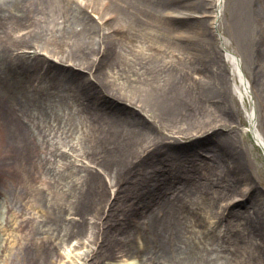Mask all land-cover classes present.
<instances>
[{
  "label": "bare ground",
  "instance_id": "6f19581e",
  "mask_svg": "<svg viewBox=\"0 0 264 264\" xmlns=\"http://www.w3.org/2000/svg\"><path fill=\"white\" fill-rule=\"evenodd\" d=\"M204 1L0 0V135L5 142L0 148L25 154L35 145L44 154L48 139L36 125L78 120V147L70 149L98 168L84 166L77 195L85 196L90 178L101 176L98 169L113 173L116 188L103 214L116 232L133 225L140 244L131 254L141 255L144 264H264V194L255 183L246 145L251 135L264 154V104L259 105L262 135L254 106L247 108L250 82L219 30L223 0ZM174 4L188 7V13L183 18L166 13ZM197 11L207 20H193ZM241 21L239 15L231 16L233 32L243 31ZM207 24L215 30L221 52L214 39H196ZM175 28L183 32L176 36ZM263 48L264 0H259L262 74ZM259 85L264 93V75ZM115 99L144 117L119 107ZM236 99L244 113V147L232 132L241 117ZM198 136L205 137V145L192 153L176 144ZM29 174L22 187L39 189L35 193L58 184L35 170ZM13 181L0 182V207L7 211L13 208ZM38 182L41 187L34 188ZM234 193L243 200L235 201ZM91 198L84 199L94 202ZM93 211H101L99 201ZM206 217L224 224L194 229L209 225ZM2 218L0 208V233L8 223L4 218L2 226ZM15 221L20 227L21 220ZM66 224L62 243L78 233L76 221ZM50 229L58 233L61 227ZM23 235L16 234L6 254L0 245V264H23L31 250L48 252L49 236ZM47 254L51 258L54 253Z\"/></svg>",
  "mask_w": 264,
  "mask_h": 264
},
{
  "label": "rangeland",
  "instance_id": "374dc122",
  "mask_svg": "<svg viewBox=\"0 0 264 264\" xmlns=\"http://www.w3.org/2000/svg\"><path fill=\"white\" fill-rule=\"evenodd\" d=\"M204 2L207 3L209 0H205ZM188 10V7L174 4L172 8H167L165 12L168 14L173 12L175 16L183 18V16L186 15L185 13H188ZM234 14L239 15V18L242 20L241 25H243V31H241V28L237 32H233L231 29L230 19ZM94 18L99 20L96 14H94ZM192 18L193 20H200L202 22L203 20H207L204 13L199 11H197ZM218 22L221 25L219 30L223 38L228 42L227 48L240 58L241 69L250 82L251 96L248 97L249 102H247V108H250L251 105L254 106L253 111L256 115L257 126L263 135L262 124L260 122L262 112L259 108V105L264 104V93L259 89V77L264 75L259 72V0H223ZM174 31L176 32V36L183 32L181 29L178 30L176 28ZM244 31H246L245 36L243 35ZM201 32L202 35L196 37V39H214L215 43L218 45L217 51L221 52L215 36V30L207 24ZM175 38L173 37L172 39ZM147 39L152 38L147 36ZM28 51L31 53L32 48ZM261 55L264 56V48L261 51ZM227 69H229V67H227ZM228 73H230L229 70ZM230 81V84L233 85L232 78ZM115 104L125 110L132 109L134 112L144 117L136 108L124 101L115 99ZM237 104L241 117L239 118L240 122L235 121L234 123L238 129L232 132L236 141L244 147L240 139V135L244 136L246 134L244 126L241 124L244 119V113L238 101ZM67 113L68 110L64 109V114ZM132 115L135 116L134 114ZM81 125L82 124L79 123L78 120L62 122L59 126L54 123L48 124L46 122L37 124L36 126L38 128H42L44 138L48 139V151L44 154L41 153L35 145L30 146L25 154V150L16 153H8L9 151H7L5 147L0 148V182L8 181L12 178L14 180L13 182L16 183L13 184L9 190V199L13 208L7 211L4 207H0L3 216L2 226H4V218L8 221L7 225L3 227L0 233V245L3 247V254H6L11 242L16 239V234H24L23 236L29 235V237H31V233V235L34 234L32 237L36 239H40V237L37 238L38 236H49L50 240L46 243L50 247L48 252L54 254L49 258V256L44 255L48 252L42 255L41 252L31 250L29 254L25 256L23 264H51L50 259L53 258L55 262L53 264H87L86 261L93 260L98 262L95 264H144L141 255L136 257L131 254V249L133 251L137 250L136 244H140V240L135 236L136 231L133 225L130 224L121 233L116 232L115 226L109 227L106 212L103 214L106 209V204L109 201L108 199L113 198V193L116 188L112 186L114 183L113 173H106L103 169H98L101 171V176L98 177L97 180L90 178L85 196L80 198V196L77 195L82 187L80 181L83 180L84 170L87 168L84 166H88L91 170H95V167H97L94 162L87 161L85 155L70 149L71 146L78 147L77 144L82 132ZM247 137L248 140L246 145L248 147L247 150L250 152L247 153L248 157H250L251 154L250 169L257 179V182H255L257 183V188L259 187L264 194V183L262 182L264 178V154L260 150V147L254 142L251 135ZM204 138V136H198L196 139L182 138L181 141L176 144L184 148L182 152L192 153L195 148H201L205 145ZM170 140L172 139L170 138ZM0 145H5L1 135ZM254 153L258 154L257 159H253ZM31 170H35L37 175L42 177V179H45V177H54L58 184L54 187L48 186L46 191L43 190L40 193H35V191L39 189L33 190V188H23L22 184L25 182L29 183V180L24 182H21V180L24 175L32 176L29 174ZM19 176L22 177L19 178ZM72 182H75L77 187H74ZM36 185L37 187L34 188L41 187L39 186V182L36 183ZM101 189H103L102 197L95 199V196H100ZM197 193L198 190L192 191L190 196ZM88 195L94 197L91 199L95 201L91 202L84 199ZM236 196L237 193H234L233 199L235 201L243 200L236 199L238 198ZM0 200H2L1 196ZM121 200V203H123L124 200ZM98 201L101 205V211L95 212L93 211L94 203ZM86 202H89V204H85ZM30 204H36L37 209L29 208ZM199 205L203 208L205 207L204 203H199ZM40 210L43 211V215L38 217V215H40ZM99 214L101 218H97ZM61 215L64 216V220L62 221L60 220ZM13 216L16 217L13 219ZM30 216H35V218H31ZM137 216L138 214L136 217ZM15 219L21 220V226L18 228L15 227ZM55 219H58L56 224H54ZM66 219L76 221L73 229L75 232L78 231V233L72 234L66 242L62 243L63 234L67 227ZM206 220H208L209 225H205L206 222H203L199 227H194V229H219L224 224V220L219 224H216L215 218L206 217ZM9 224L11 226H9ZM52 227L55 229L57 228V230L61 227V229L57 233L50 229ZM71 228L72 225H69V230H71ZM30 259H36L37 261L34 260L30 263L28 261Z\"/></svg>",
  "mask_w": 264,
  "mask_h": 264
}]
</instances>
